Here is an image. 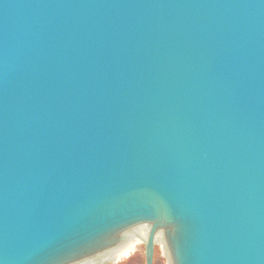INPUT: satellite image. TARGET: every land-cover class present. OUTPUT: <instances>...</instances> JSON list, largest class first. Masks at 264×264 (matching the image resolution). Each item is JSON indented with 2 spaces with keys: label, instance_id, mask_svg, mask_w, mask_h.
<instances>
[{
  "label": "water",
  "instance_id": "95a60500",
  "mask_svg": "<svg viewBox=\"0 0 264 264\" xmlns=\"http://www.w3.org/2000/svg\"><path fill=\"white\" fill-rule=\"evenodd\" d=\"M133 238L264 264V0H0V264Z\"/></svg>",
  "mask_w": 264,
  "mask_h": 264
},
{
  "label": "bare ground",
  "instance_id": "6f19581e",
  "mask_svg": "<svg viewBox=\"0 0 264 264\" xmlns=\"http://www.w3.org/2000/svg\"><path fill=\"white\" fill-rule=\"evenodd\" d=\"M139 231L141 232V234H144L145 229L142 227L141 229H139ZM158 243L161 244L160 241H158ZM135 245H141V240L140 239H130L128 241V243H126L125 245L121 246L120 248H118L115 252H113L111 255H106L104 256V258L102 260H109L112 258H120L121 256H128L131 255L132 251L135 248ZM162 251H163V255H164V249L162 247ZM89 264H97V263H89Z\"/></svg>",
  "mask_w": 264,
  "mask_h": 264
},
{
  "label": "rangeland",
  "instance_id": "374dc122",
  "mask_svg": "<svg viewBox=\"0 0 264 264\" xmlns=\"http://www.w3.org/2000/svg\"><path fill=\"white\" fill-rule=\"evenodd\" d=\"M140 248V247H139ZM132 254L129 257L121 256L119 260L122 261H128V258H131ZM143 254L141 251H139V257L136 259L141 260L142 264H144ZM154 264H166V259L164 258V255L162 251L160 250L159 245H156L154 248Z\"/></svg>",
  "mask_w": 264,
  "mask_h": 264
},
{
  "label": "flooded vegetation",
  "instance_id": "af4514ba",
  "mask_svg": "<svg viewBox=\"0 0 264 264\" xmlns=\"http://www.w3.org/2000/svg\"><path fill=\"white\" fill-rule=\"evenodd\" d=\"M139 251L142 252L143 257H144V246H143L142 243H141V245H135V248H134V250L131 253L132 256H131V258H128V261H122L121 262V260H120L116 264H142L141 260L136 259V258L139 257ZM144 264H146L145 263V259H144ZM153 264H154V256H153Z\"/></svg>",
  "mask_w": 264,
  "mask_h": 264
},
{
  "label": "built area",
  "instance_id": "2783aa9c",
  "mask_svg": "<svg viewBox=\"0 0 264 264\" xmlns=\"http://www.w3.org/2000/svg\"><path fill=\"white\" fill-rule=\"evenodd\" d=\"M159 247H160V250L162 251V246L161 245H159ZM162 253H163V251H162ZM130 256V255H129ZM125 257H128V256H125Z\"/></svg>",
  "mask_w": 264,
  "mask_h": 264
}]
</instances>
